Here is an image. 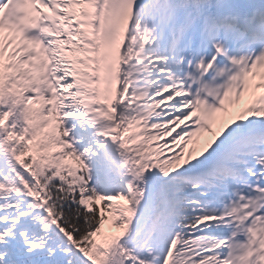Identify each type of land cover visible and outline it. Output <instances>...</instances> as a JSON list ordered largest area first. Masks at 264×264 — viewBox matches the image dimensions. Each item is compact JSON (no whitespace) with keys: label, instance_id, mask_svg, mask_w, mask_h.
<instances>
[{"label":"bare ground","instance_id":"6f19581e","mask_svg":"<svg viewBox=\"0 0 264 264\" xmlns=\"http://www.w3.org/2000/svg\"><path fill=\"white\" fill-rule=\"evenodd\" d=\"M71 1L74 9L64 20L73 30L74 56L80 62V84L76 94L80 118L93 139L111 192L120 193L123 191L120 187L127 186L132 199L120 198L119 202L123 207L129 204L137 207L144 197L140 194L144 193L141 185L147 187V182H151L147 187L148 195L153 193L155 200L160 202H173L177 198L172 194L178 187L171 181L177 171L170 167L168 142L180 135L182 127L189 123L187 95L177 88L172 92L174 95L168 97L171 91L162 88V74L167 72L166 66H162L167 61L155 54L154 44L137 38L138 30L141 33L147 30L146 19L141 16L130 37L133 47L129 44L123 53L120 90L116 101L108 107L99 62L92 57L95 48L90 35L95 23V0ZM217 118H220L218 113ZM155 120L162 124H151Z\"/></svg>","mask_w":264,"mask_h":264},{"label":"rangeland","instance_id":"374dc122","mask_svg":"<svg viewBox=\"0 0 264 264\" xmlns=\"http://www.w3.org/2000/svg\"><path fill=\"white\" fill-rule=\"evenodd\" d=\"M59 7H62V0L58 1ZM45 4H50V0H46ZM75 4L71 0H67V6H66V13L69 14L70 10L74 9ZM49 13L48 17L49 19L54 23V25L49 28V34L51 36V41L55 44L53 45V48L55 49V60L58 66V72L60 76V81L62 82V91H63V102H62V110L65 113V122L70 128V131L72 132V135L75 134H81L82 131L85 132L83 120L80 118L79 108L80 103L78 101V98L76 97L77 91L80 84V62L75 59L74 51H75V45L73 40L67 39V37H71L73 35V30L69 24V22L66 20L62 23L64 20V17H66L65 14H62V12H56L53 10V8L49 5ZM61 23V24H60ZM65 32V33H64ZM63 33V34H62ZM68 35V36H67ZM64 36V38H63ZM66 36V37H65ZM6 86V87H4ZM14 92L16 91L13 89ZM0 93L2 97V104L0 106V127L4 129V133L9 135L10 137V149L16 153V144H17V131L15 126V120L13 118L14 113L16 112L17 107V100L18 95L14 97L13 94H11V91L9 90V86L5 84L4 79L2 78L1 72H0ZM18 94V93H17ZM82 135V134H81ZM85 138V137H83ZM86 141L83 139L81 143V146L79 145V148L81 151L84 149L86 153L89 154V151L91 148V143L89 139L85 138ZM173 144V146H171ZM206 143H209V140H206ZM79 144V143H78ZM170 156L172 158V153L177 148H183L188 149L190 145L181 142L179 140V137L173 139L172 142H170ZM199 155V152L197 153ZM199 158V157H197ZM90 160L91 163H93L95 169L97 170L96 166V160L93 156V154H90ZM111 192H108V198L110 200L109 207L111 208L112 218L113 220L109 222L105 226V231L110 234H114L118 237H122L124 233L126 232L128 226L133 221V217L135 215V210H132L130 213L129 210H126L120 202H118L119 196L114 197V194H110ZM134 228H137L134 227ZM127 238H125L123 241H125ZM135 241V240H134ZM154 248V247H153ZM129 252H124L125 257L129 255V257L133 258L134 256L137 258L139 263H143V258L149 259V264H154V259L156 257L154 256V251L149 250V252L140 253L136 252V250L133 247H129ZM101 259L108 261V264H118L115 259H112L113 256H108L107 254L104 255L103 252L101 253ZM162 260V259H160ZM187 263V261L185 262ZM176 264V263H174Z\"/></svg>","mask_w":264,"mask_h":264},{"label":"trees","instance_id":"16d2710c","mask_svg":"<svg viewBox=\"0 0 264 264\" xmlns=\"http://www.w3.org/2000/svg\"><path fill=\"white\" fill-rule=\"evenodd\" d=\"M29 160L30 159H28V161ZM45 184V191L47 194V197H45L46 206L49 208L56 219L57 224L67 237L65 238L54 231L51 237V243L58 244L60 243L58 239L65 238L68 245L75 244L77 246V250L72 247L74 250L72 249V253L67 256L71 252V249L69 246L65 245L62 248L65 255L56 252L54 254L53 264H90L85 260V257L89 252V246H91V249L93 248L91 245L93 242L92 233L101 227L103 216H106V214L103 215L104 212L102 208H99L98 206H93V208L88 210L89 207L86 205L83 206L78 199L71 197L77 189L80 190L81 187L79 185L74 187L68 185L64 186L61 180L56 181L49 176L47 177ZM87 190L90 191L89 186H87ZM9 204L16 206V203L13 202ZM30 215L31 214H27L26 217L30 218ZM30 222L31 221H28L24 224L25 233H27V229H31V232L39 233L37 230L43 228L41 224L37 227L33 224L31 227ZM30 240H32L31 237ZM61 242L65 241L61 240ZM32 243L33 242L29 241L25 244L28 249L22 248L21 246L20 249L29 253L34 247ZM29 260L33 264L43 262L40 255H36L35 257L32 255V257H29Z\"/></svg>","mask_w":264,"mask_h":264}]
</instances>
